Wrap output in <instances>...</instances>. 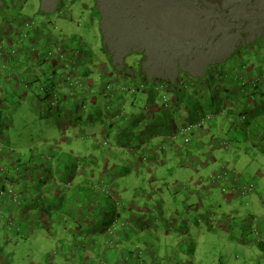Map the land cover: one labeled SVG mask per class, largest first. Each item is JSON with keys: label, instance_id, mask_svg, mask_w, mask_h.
Instances as JSON below:
<instances>
[{"label": "rangeland", "instance_id": "rangeland-1", "mask_svg": "<svg viewBox=\"0 0 264 264\" xmlns=\"http://www.w3.org/2000/svg\"><path fill=\"white\" fill-rule=\"evenodd\" d=\"M57 1L64 7L57 10L53 6L52 12L47 13L40 11V0H0V46L6 48L14 43L13 23L23 17L27 29V33L20 34L25 36L23 44L27 46L25 38L31 41L40 37L32 50L39 48V54L45 56V79L49 72L57 73L53 79L55 87L43 86L48 89L45 94L60 95L64 89L66 94L71 91L70 106L74 97L80 102L74 104L78 112L71 114V124L62 112L67 101L58 105L59 109L42 108L40 113L31 102L30 88L27 97L17 93L3 102L0 264H262L264 254L255 244L264 242V119L245 128L235 118L225 121L222 127L204 123L198 127L196 122L204 114L192 111L190 105L195 102L198 109L207 113L201 118L205 121L225 100H229L227 104L237 100L248 113L258 111L264 100V0ZM47 38L59 41L55 44L63 49L75 50L84 59L87 72L78 70L79 78H83L79 82L83 86L79 87L83 89L88 84L92 90H87L84 100L77 95L84 92L67 83L68 78L75 81L70 70L76 62H69L66 57L57 66L47 60L46 52L51 48L45 46ZM113 57L116 62L113 60L111 65L107 58ZM213 64L223 66L216 71L232 75L237 83L249 82L246 91L253 101L247 102L243 95L232 97L221 89L212 95L203 82L192 88L191 79L203 78ZM114 69H118V78L126 75L132 80L135 76L134 82L145 73L147 78L142 84L147 89L153 87L156 79L172 85L179 73L188 76L183 78V90H156L158 98L154 101L158 125L165 127L166 120L176 117L182 119L176 132L188 126L186 151L190 156L181 160L172 156L163 160L159 156V167H147L149 164L139 157L145 165L140 171L127 172V187L121 186L118 178L108 182L105 177L100 178L106 170L110 177L129 169L126 158L121 156L118 160L111 148L115 138L122 139L120 132L124 131L127 137L131 126H123L125 118L107 123L105 98L112 99L123 86H139L115 84ZM86 75L88 81H84ZM107 84L114 88H107ZM145 95L131 100L134 104L125 108L124 115L137 109L139 120L143 121ZM173 96L180 101V107L162 110L159 105L172 101ZM193 133L201 135L200 141ZM86 151L93 154L94 163L89 156L79 155ZM87 157L88 163L84 161ZM111 157L117 165L112 168L108 164ZM67 164L76 166L72 176L81 186H95L97 181L104 185L106 180L112 197L100 193L97 203L113 216L114 223L82 222L79 229L70 221L79 219L77 213H69L72 209L62 206L59 198L70 197L76 189L69 192V187L64 186L67 182L61 179L71 178L57 173ZM96 164H102L100 176L98 170L91 172ZM41 182H46L47 196L40 190ZM179 186V192H175ZM35 190L42 204L31 193ZM139 214L143 215L139 218ZM78 237L80 245L76 244Z\"/></svg>", "mask_w": 264, "mask_h": 264}, {"label": "crops", "instance_id": "crops-1", "mask_svg": "<svg viewBox=\"0 0 264 264\" xmlns=\"http://www.w3.org/2000/svg\"><path fill=\"white\" fill-rule=\"evenodd\" d=\"M40 3H41L40 11L47 12V13L52 12L51 8L53 6L57 7V10L61 6V4L57 0H40ZM62 7H64V5H62L60 8H62ZM54 11H55V9H54ZM58 14H57V16H58ZM47 23H49V21L45 22V24H47ZM13 24H14V26L12 27V29L14 31L16 30V35L13 38L15 40L14 43L11 45L9 43L6 46V48H3L2 46H0V50H3V52L0 51V59H3L2 63L0 62V104H1L0 105V117L2 116V113L4 112L3 111V109H4L3 108V102L7 97L12 98L13 95H16L17 93L21 97H27L28 96V90L30 88L32 90L31 102H32V104L36 105V108L38 109L39 112L41 111L42 108L52 110V109H54V107H56L57 109H59L58 105L64 104L65 101H67V104L64 107H62V112L64 113V115L67 119V122L69 124H71L73 122L71 120V118H73V116L71 114L78 112L77 111L78 106L74 105L78 102V100L75 99V97H74V99L72 100L73 104H71V106H70L69 103L71 101L69 102L68 98H71V94H70L71 91L68 94H66V90H64V89H61L59 91L60 95H57V94L55 95L53 93L54 91L56 92L57 90H53V92L51 91L52 94H54V96L53 95L47 96V94H45L48 92V89L44 88L43 86L46 87L47 85H49L45 81V74L43 73L44 69H42L43 61L45 60L42 58H45V56L43 53L39 54L41 52L39 48L36 49L35 52L32 50V47L36 43H38V40L41 38L36 37V38H33L36 40L30 39L31 41H29L28 38H25V40L28 41L27 46H26L23 44V42H25V41H23L25 36H20L21 33H27L26 32L27 29L25 28V26H26L25 19H23V17H19L18 21L13 23ZM46 40H48V38ZM46 40H45V46L51 47L50 50L46 52V55L48 56L47 60H50L53 64H55L57 66L62 65L63 60L66 57L69 59V62H76V66L75 67L71 66V70H70V72H71L70 75L73 78H75V81L73 83L71 81V79L67 77L69 79L67 83L69 86H71V85L75 86L76 85L75 90L83 91L84 95L80 96L79 93H77V95L80 97L79 100H84L86 95H87V90H90V92H92L91 88L88 89L87 83H86L87 85H85V87L83 89H80V87H79V86H81V87L83 86V85L79 84L80 79H83V78H79V76H78L79 74L77 72L80 69H84V67H85L84 66V64H85L84 59H82V57L77 56V54L74 52L75 50L63 49V47L61 45L58 46L57 44H55L56 42H59V41L53 40L51 42L49 40L48 41H46ZM62 40L65 41V39H62ZM61 56H63V58ZM110 58H112V57L110 56ZM113 60L116 62V59H114V57H113V59L107 58V61L111 65H113V62H114ZM78 62H80V64H78ZM114 70H115V72L113 73L114 75H113L112 81H114L115 84H117V85H127V86L133 87V85L137 84L140 88V86H141L140 84L146 80L145 78H147V76H145L146 74L142 72L143 78L138 79L135 82L133 81L135 76L132 77V80L130 79L131 77L128 78L129 76H126V75L124 76V79H121V77H119V78L117 77L118 76V74H117L118 69H114ZM168 70H170V68ZM49 73L51 74L53 72H49ZM60 73L67 75V73H65V72H60ZM177 73L178 72H175V75H177ZM149 74L156 75L157 72H149ZM49 75H47V77ZM147 75H148V73H147ZM94 77L99 78V75L95 74ZM125 77H126V79H125ZM140 77H141V74H140ZM231 77H232V75L227 74L225 82L224 83L222 82L220 84V89L222 87L221 90L226 91L227 93H230V95L232 97H236L239 95H243L244 97L249 96V98H247L246 101L252 102L253 100L250 97V95L247 94L246 90H245L246 92L240 91L239 88L237 87V85L231 84L232 83V82H230ZM42 79L44 81H42ZM84 81H88L87 75L84 77ZM91 81H92V79H91ZM163 81H165V80H163ZM126 82H128L129 84ZM160 86H162V85H159V87ZM123 87H124V89H123ZM123 87L118 88L119 89V91H117L118 93L115 94V96H112V99H110V97H107V96L105 99L108 102V105H107V123H110L111 120L115 121V120H118L121 118H125L123 121V126H126L125 127L126 129L131 126V129L128 130V132H127V133H129V134H127V137H125L126 134L124 133V131L120 132L121 135L123 134L122 139L115 138L114 139V146H113V148H111V150L114 151V155H115V157L118 158V160H119V157L122 156V157H125L126 162L129 163V169L124 174H120L118 177V180H120V182H121V186L127 187L128 184L125 182V177L129 176V174H130V173L128 174L127 172L128 171H130V172L140 171V169L143 168L145 165V163H143V162H146L149 164L147 167H149L151 165H155L156 167H159V166H161V165H158L159 162H157L158 161L157 157H159V156H161L163 160H167V158L170 160V158H169L170 156L177 157L179 160H181L184 157H189L190 154H188L186 151L187 146H189V138H187L188 134L185 135V133L184 134L181 133L178 135V131L176 132V130L178 129L176 127L180 125L179 122H181L182 119H180V118L178 119L176 117H174V118L171 117L170 119L166 120V122H165L166 126L165 127H162L160 124L158 125L157 122H155V120L158 118V116H157L158 113H157V109L155 107L154 99L158 98V94L156 97V94L154 92L155 97H152L151 99H149L150 98L149 97V90H145L144 92L137 91V92L133 93L131 90H129V89H133V88L128 89L126 86H123ZM160 88L165 89V85L163 87H160ZM136 89L139 90L138 88H135V90ZM169 89L162 90V91L169 92L170 91ZM143 93L146 94L145 95L146 101L143 100L146 102L145 108H143L144 110L142 111L143 121L139 120L140 118L137 115V109H134V110L130 111L128 114L124 115L125 114V112H124L125 108L128 107V105H130L132 107L134 104V102L132 104L130 103L131 100H133L137 95L143 94ZM50 97H52V98L54 97V98H53V100L48 101L50 99ZM237 99H239V98H237ZM176 100L177 99H175L173 96L172 101H163L162 105L160 104L159 107L162 110L163 109H169V111H170L171 107H180V104H178L180 101H178V100L176 101ZM35 102H36V104H35ZM49 102H51V103H49ZM228 102H229V100L220 101V105L218 106L219 110L217 112L218 115L214 116V118L211 121H205L204 124L208 125V126H210V124H212V126H215L217 128V127H222L223 123L225 121L228 122L229 120H232L233 118L236 119V122H239L238 118H237V113H239L244 108V106H241L238 103V101L235 99L233 101V104H227ZM78 103H80V102H78ZM82 109L83 108H81V110ZM201 113L204 115L207 114V113H203V112H201ZM108 116L111 117L110 120L108 119ZM61 119L62 118H60V122H61ZM233 121H235V120H233ZM208 122H210V123H208ZM216 122H218V124ZM114 123L112 125H114ZM107 134H109V133L107 132ZM191 135L195 136V139L200 141V137H201L200 134H194L193 133ZM107 137H109V136L107 135ZM2 145L4 146V144H2ZM80 154H85V156H89L90 159H93V154H91L89 151H86L85 153L80 152ZM129 157H132L133 159H130ZM135 157H136V159H135ZM139 157L143 158V162L139 161ZM111 159H112V162L108 163V164H111V168L113 166H117V165H115V163L113 161L114 157H111ZM147 160L150 162H148ZM90 161L95 162L94 159L90 160ZM181 163L183 164L182 161H181ZM175 164H177V163H175ZM145 169H147V168H145ZM23 170H25V168H23ZM92 172H94V171H92ZM139 175H140V173L133 175V179H137L139 177ZM36 183L37 182H35V184ZM45 186H46V183H45ZM22 187H23L22 189H24L25 185H22ZM163 187H165V186H163ZM33 188L35 189L36 187H32V189ZM188 188H189V186H187L185 188V190H187ZM179 189H180V186L178 187V189L175 192H179ZM2 190H4L3 186H2ZM44 192H45V190H44ZM31 193L36 195L35 194L36 190L34 193L33 192H31ZM45 194L47 196L48 192H45ZM170 194H171V192H169V195ZM119 195H120V193H119ZM9 196H10V194H9ZM19 214H21V212Z\"/></svg>", "mask_w": 264, "mask_h": 264}, {"label": "trees", "instance_id": "trees-1", "mask_svg": "<svg viewBox=\"0 0 264 264\" xmlns=\"http://www.w3.org/2000/svg\"><path fill=\"white\" fill-rule=\"evenodd\" d=\"M220 67H223V66L213 64L210 68H208V70H206L205 76L203 78H200V79H191L190 78L191 79L192 88L195 89V88L199 87L200 83L203 82V86L207 89V91L210 92L212 95H215V91L220 89V84L222 82L223 83L225 82L226 76H227V74H224L222 71H220L219 73L216 71V69H218ZM55 76H57V74L53 71V73H51L45 79L46 81L49 82L48 84H49V87H51V88L55 87V85L53 84L54 83L53 79H54ZM185 77H188V76L185 73L181 72V73H179L177 75V77L174 80V82L172 83V85H170L171 84L170 82H166V81H163V80H160V79L159 80L156 79V82L154 84H157V82H160V85H162V86L165 85V90L170 88L169 89L170 91L173 90L174 93L175 92L178 93L181 90H183L182 89L183 78H185ZM67 82H68V80H67ZM230 82H232L231 84L237 85L239 90L243 91V92L246 90V86L249 85V82H245L244 85H242L243 82L242 83L241 82L237 83L235 78H233V79L231 78ZM140 85H141L140 86L141 88H139V90L132 89L131 91L134 93V92H137V91L144 92L145 90H149V97H150L149 99H151L152 96L150 94V89H147L142 83ZM157 85L159 86V84H157ZM221 89H222V87H221ZM253 91H255V89H253ZM261 94H262V97L264 98V93H261ZM176 97H178V96L176 95ZM213 98L211 99V101L214 102L215 99H213ZM245 98L247 99V98H249V96H245ZM190 106H191L192 111L196 112V110H198V111L203 112V110L198 109L199 107H198L197 103H195V102H193L192 105H190ZM263 106H264V100L261 101V106L258 107V111L257 112L250 110V112L248 113V112H246V110H244L245 108H243L239 113H237L238 121L240 123H243V127L244 128H245V126H247V127L251 126L252 127V123H255L256 125H258L257 119L261 120V121L264 119V111L261 110V107H263ZM247 109H249V107ZM218 110L219 109L217 107L214 111H212V113L210 112L211 115L208 117L207 121H211L214 118V116H217L218 115L217 114ZM254 117L255 118L257 117V118L253 120ZM190 123H193V122H190ZM184 133H182V134H184ZM79 155H81V154H79ZM84 157L85 156H83V158ZM87 160H88V157L84 161L88 163ZM89 160H93V159L89 158ZM92 163H94V161ZM101 165L102 164H100V165L96 164L93 167V169H91V172L94 171L93 173H95L98 170L97 172H98V174L100 176L101 173H102V171H101L102 168L100 167ZM75 167H74V164L73 165L67 164L66 166L63 165L62 168L57 171L59 176L61 175L63 177L64 174H65L67 177L71 178L70 180H65L64 179L65 176H64L61 179V180L67 182V183H64L62 181L64 183V186H68L69 187V190H68L69 192L72 190V188L76 189V190L74 189L75 193L71 194L70 197H65V198L61 197V198H59L62 206L64 205V206H67V208L69 207L70 209H72L71 211H69V213H72V212L73 213H77L76 215H77V217L79 219H77V218L72 219L71 218L70 221L73 222L76 225H79V229H81L82 226H83L82 222H85V224H86V222L92 221V223L96 224V225H98V223L105 224V225H110V224L114 223L113 216H111L110 214H107V212L104 210V208L100 207V205L97 203V196H102L101 194H103L104 197L105 196H108L109 198L112 197V195H110V192L108 191V190H110V186H108L109 184L107 182L109 180H114L115 178H118L119 176H117L116 174L115 175L111 174L110 177H108L107 175H109V170H108V172L106 170V175H102V177H100V178H103V177L106 178L107 182L105 180L104 185H101L100 183L97 184L99 182V181H97L96 183H94L95 186H91V184H90V185H87V187H84V186H81L80 184H77L76 177L72 176V173H74V171H75ZM65 168L66 169L68 168V170L66 171ZM83 171L84 170L82 169L81 172H83ZM69 172H71V175H69ZM104 173H105V171H104ZM39 181H40V179H39ZM45 183L46 182L39 183L40 184V190L41 191L45 190V192H47V187L45 186ZM115 186H111V188H114ZM90 189H92V191H90ZM115 189H117V187ZM68 191H67V193H68ZM85 194H87V195L89 194L90 197L85 195ZM36 196H37V200L36 201L39 204H42L43 202L39 200L41 198V196H38V195H36ZM113 210H114V208L112 209V211ZM68 215L69 214H67V217H68ZM141 215H143V214H139V218L141 217ZM116 216L118 217V215H116ZM105 228H107V227H105ZM103 233H104V231H103ZM72 234L75 235L74 232ZM122 237L124 238L125 235L122 234ZM116 239H118V238H116ZM79 242L82 243L80 241V238H79V241H78V239H76V244L78 243L77 245H80ZM255 245L257 246L258 249H260L261 253L264 254V242H258ZM263 259H264V255H263ZM167 262H169V260H167L166 263ZM262 264H264V262Z\"/></svg>", "mask_w": 264, "mask_h": 264}, {"label": "flooded vegetation", "instance_id": "flooded-vegetation-1", "mask_svg": "<svg viewBox=\"0 0 264 264\" xmlns=\"http://www.w3.org/2000/svg\"><path fill=\"white\" fill-rule=\"evenodd\" d=\"M84 70L87 72V69L86 68H84ZM77 84V83H76ZM78 85V84H77ZM143 87V86H142ZM163 87V86H162ZM141 88V87H140ZM156 90H158V91H162V90H165V89H162V88H160L159 86H158V88L157 87H155V85L153 84V87H151L150 88V94H151V96L152 97H155L154 96V92L156 91ZM157 92V91H156Z\"/></svg>", "mask_w": 264, "mask_h": 264}, {"label": "clouds", "instance_id": "clouds-1", "mask_svg": "<svg viewBox=\"0 0 264 264\" xmlns=\"http://www.w3.org/2000/svg\"><path fill=\"white\" fill-rule=\"evenodd\" d=\"M208 117H209V116H208ZM208 117H207V118H208ZM206 121H207V119H206ZM199 123H202V124L205 123V119L202 120V119L200 118V121L197 122V126H198V127H200V124H199ZM195 124H196V123H195ZM187 127H188V126H186V128L184 127V128H182V129H180V130L178 131V135L181 134V133H184L185 131L187 132Z\"/></svg>", "mask_w": 264, "mask_h": 264}, {"label": "built area", "instance_id": "built-area-1", "mask_svg": "<svg viewBox=\"0 0 264 264\" xmlns=\"http://www.w3.org/2000/svg\"><path fill=\"white\" fill-rule=\"evenodd\" d=\"M107 88H114V86L113 85H111V84H107V86H106ZM189 128L187 127V130H188Z\"/></svg>", "mask_w": 264, "mask_h": 264}]
</instances>
